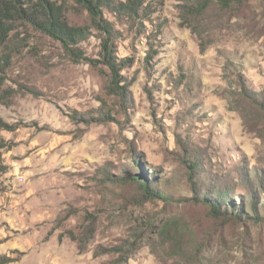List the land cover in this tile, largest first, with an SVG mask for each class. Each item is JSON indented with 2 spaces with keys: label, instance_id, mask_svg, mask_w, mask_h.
Masks as SVG:
<instances>
[{
  "label": "rangeland",
  "instance_id": "374dc122",
  "mask_svg": "<svg viewBox=\"0 0 264 264\" xmlns=\"http://www.w3.org/2000/svg\"><path fill=\"white\" fill-rule=\"evenodd\" d=\"M56 1L81 29L76 56L30 25L8 45L0 264H264V222L216 220L205 202L145 201L109 176L131 169L135 150L144 170L168 180L167 192L193 197L180 137L205 149L203 183L209 174H234L239 204L247 192L237 171L264 169V110L242 100L237 85L240 72L264 93V0H230L224 9L212 2L192 14L186 9L197 0H143L135 17L112 7L117 0L102 4L117 61L131 60L118 75L130 91L127 106L107 90L93 15ZM105 106L110 117L100 120Z\"/></svg>",
  "mask_w": 264,
  "mask_h": 264
},
{
  "label": "trees",
  "instance_id": "16d2710c",
  "mask_svg": "<svg viewBox=\"0 0 264 264\" xmlns=\"http://www.w3.org/2000/svg\"><path fill=\"white\" fill-rule=\"evenodd\" d=\"M77 4L84 6L93 15V23L100 31L101 42V61L110 70V83L107 90L120 96V102L127 106L131 100L128 86H120L119 67L128 65L131 60L123 58L120 62L114 55V34L113 28L103 19L100 6L107 3L111 5V0H73ZM197 4L186 9L188 14L204 10L210 3L214 2L221 8L229 7L230 0H197ZM143 0H117L116 9L124 11L127 15L135 17L138 15ZM65 6L56 0H0V103H4L8 89L3 87L4 73L10 64V51L8 45L16 31L22 25H30L33 28L60 39L64 43L65 51L70 57L76 56L79 49L73 46V41L80 34L81 29L71 26L64 15ZM92 64L97 60H90ZM239 97L251 105L257 104L264 110V93H259L252 89L246 81L243 74L238 72L237 78ZM106 105V104H105ZM111 109L107 106L100 108L98 119L103 120L110 117ZM71 118L77 120L74 113ZM90 119V118H87ZM8 124L0 118V129L7 128ZM3 142L0 140V145ZM177 145L181 149V159L185 166V175L190 186V191L194 195L191 198L181 196L175 197L172 193L165 190L168 180L161 181L156 173H148L141 167L138 155L135 150L132 151L131 169L126 168L125 173L109 174L112 181L121 186L135 187L139 196L145 201L161 202L163 205L170 204L172 201H189L196 204H203L207 209V214L216 220L222 222L240 224L261 223L264 222V169L254 168L252 176L248 171L239 169L237 178L243 183L247 194L240 195V202L237 204L234 200L232 185L235 184L233 173H223L221 175H207L209 181L203 183L202 167L206 156L205 149L192 144L189 140L177 138ZM1 170L4 166L0 167ZM210 171V170H209ZM140 173H144L142 177ZM153 172V171H152ZM212 172V171H211ZM211 181V182H210ZM247 197V198H246ZM263 199V200H261ZM248 205V207L246 206ZM145 227L139 226L137 233H142ZM163 236H167L162 233ZM219 236L216 237L218 239ZM170 249H176L177 244L170 238ZM186 248H188L186 246ZM201 259H197L193 264H200Z\"/></svg>",
  "mask_w": 264,
  "mask_h": 264
}]
</instances>
